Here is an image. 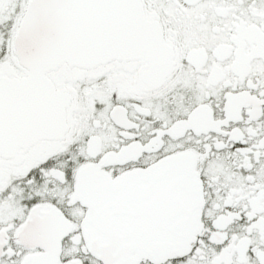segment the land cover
<instances>
[{"label":"snow or ice","instance_id":"1","mask_svg":"<svg viewBox=\"0 0 264 264\" xmlns=\"http://www.w3.org/2000/svg\"><path fill=\"white\" fill-rule=\"evenodd\" d=\"M0 264H264V0H0Z\"/></svg>","mask_w":264,"mask_h":264}]
</instances>
